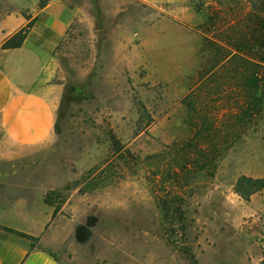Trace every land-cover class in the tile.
Returning <instances> with one entry per match:
<instances>
[{
    "label": "rangeland",
    "instance_id": "1",
    "mask_svg": "<svg viewBox=\"0 0 264 264\" xmlns=\"http://www.w3.org/2000/svg\"><path fill=\"white\" fill-rule=\"evenodd\" d=\"M261 1L180 0L181 20L145 0H71L58 129L5 143L0 238L61 264H264V190L236 192L264 178Z\"/></svg>",
    "mask_w": 264,
    "mask_h": 264
},
{
    "label": "crops",
    "instance_id": "2",
    "mask_svg": "<svg viewBox=\"0 0 264 264\" xmlns=\"http://www.w3.org/2000/svg\"><path fill=\"white\" fill-rule=\"evenodd\" d=\"M5 1L10 9L0 12V162L5 143L28 148L53 137L63 95L62 85L56 81L60 73L56 52L82 11L71 0H50L44 7L41 0ZM145 1L187 19L180 0ZM29 24L32 27L22 47L3 49L9 38ZM5 215L0 210L1 220ZM5 225L21 232V225ZM0 264L61 263L49 251L32 248L21 242V236L7 232L0 238Z\"/></svg>",
    "mask_w": 264,
    "mask_h": 264
},
{
    "label": "trees",
    "instance_id": "3",
    "mask_svg": "<svg viewBox=\"0 0 264 264\" xmlns=\"http://www.w3.org/2000/svg\"><path fill=\"white\" fill-rule=\"evenodd\" d=\"M50 0H41L40 6L44 7L47 2ZM62 1H69V0H62ZM259 10L261 13L264 14V0L261 1L260 6H259ZM32 24H29L28 26H26L25 28L21 29L20 31H18L17 33H15L11 38H9L4 44H3V49H16V48H20L22 47L24 41L26 40L30 30H31ZM262 31L264 32V24H263V28ZM260 49L262 51H264V38L262 40H260ZM262 63H264V59L262 60ZM260 82L255 79L253 80V78L250 80V86L256 88V90H258L261 86L259 84ZM264 87V85H263ZM260 106L258 111L261 113V106L264 105V92L262 97L260 98V104H258ZM253 104L250 105L249 110H251L249 113H251L253 110ZM60 111L57 114V122L55 125V130L58 129V122L60 120ZM2 133L0 132V140L2 138ZM264 190V178L263 179H252V178H246L243 177L241 178L236 185V192L239 193L243 198H245L246 200H250L251 196L254 195L255 193ZM94 218L89 219V222L87 223V225L83 226L80 225L76 228V237L79 241H84L87 234H88V229L90 227H92L93 222H94ZM13 231V230H10ZM19 235H22L23 237L26 238H30V236L23 234V233H18ZM33 248V247H32Z\"/></svg>",
    "mask_w": 264,
    "mask_h": 264
}]
</instances>
